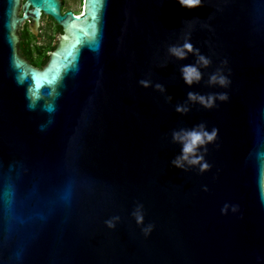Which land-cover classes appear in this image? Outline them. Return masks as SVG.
Instances as JSON below:
<instances>
[{
    "label": "water",
    "instance_id": "water-1",
    "mask_svg": "<svg viewBox=\"0 0 264 264\" xmlns=\"http://www.w3.org/2000/svg\"><path fill=\"white\" fill-rule=\"evenodd\" d=\"M90 9L0 0V264H264V0H101L94 25ZM41 16L61 33L36 67L19 32ZM186 39L211 60L191 86L196 57L168 51ZM218 70L227 87L208 83ZM201 123L218 129L210 167L173 166L172 133Z\"/></svg>",
    "mask_w": 264,
    "mask_h": 264
},
{
    "label": "clouds",
    "instance_id": "clouds-1",
    "mask_svg": "<svg viewBox=\"0 0 264 264\" xmlns=\"http://www.w3.org/2000/svg\"><path fill=\"white\" fill-rule=\"evenodd\" d=\"M179 3L182 7L194 8L201 6L202 0H179ZM168 51L170 55L179 60L187 59L189 53L196 57V64L183 65L180 69L181 76L188 86H191L194 83H199L202 79V72L196 65H199L200 67H207L211 63V60L201 54L199 49L194 48V46L187 39L182 45H171ZM208 83L210 85L218 84L221 87H227L230 84V79L222 74V70H218L209 77ZM139 84L145 88L151 86V82L145 79L140 80ZM155 88L162 92L165 91L164 86L159 83L155 84ZM171 99L172 97L169 96L168 100L171 101ZM187 99L192 102H198L203 107L211 109L216 106L215 101L217 99L226 101L228 96L226 93L205 96L189 91L187 93ZM29 107L32 108L33 106L29 105ZM175 110L180 113H187L190 109L185 104H177ZM217 134L218 129L213 128L211 131H208L203 123L198 124L191 129H180L178 131H174L172 133L173 142L181 144L182 150L181 154L171 161L172 165L183 169L185 168L186 161L189 166L199 165L201 172L207 170L210 166L207 162H202L204 161L203 153L207 152L206 145L214 142ZM201 148H203V153L200 152ZM227 208L228 205H225L221 211L224 213L227 211ZM233 210L235 211V207H233ZM132 215L135 218L136 223L138 225H142L144 221L143 205L138 204L132 212ZM119 220V216H114L111 219L106 220L105 223L109 228H114L116 226V222ZM152 227L153 226L149 224L142 228V231L146 236L150 234Z\"/></svg>",
    "mask_w": 264,
    "mask_h": 264
},
{
    "label": "flooded vegetation",
    "instance_id": "flooded-vegetation-1",
    "mask_svg": "<svg viewBox=\"0 0 264 264\" xmlns=\"http://www.w3.org/2000/svg\"><path fill=\"white\" fill-rule=\"evenodd\" d=\"M76 1L77 0H61V13L64 14L65 12L70 11L73 14H79L82 11V7L80 11H76L71 7ZM30 25L31 21H25L20 29L19 52L29 61L30 64L35 66L34 63L39 60V57L43 59L41 56L42 54L46 56L45 61L47 60V54L54 49V46L57 43L56 37L61 33V28L50 17L46 16H41L36 33L31 32ZM52 45L53 48L48 49V47Z\"/></svg>",
    "mask_w": 264,
    "mask_h": 264
},
{
    "label": "snow or ice",
    "instance_id": "snow-or-ice-1",
    "mask_svg": "<svg viewBox=\"0 0 264 264\" xmlns=\"http://www.w3.org/2000/svg\"><path fill=\"white\" fill-rule=\"evenodd\" d=\"M90 3V0H88ZM101 6V0H91V9H90V14H91V20L93 22V25L95 24V21L97 19V14L100 10ZM79 19V18H77ZM59 68L55 69H50V74L52 75V78L55 79L58 76ZM48 76L47 74L44 76V79H47ZM37 86L39 87V80L37 81Z\"/></svg>",
    "mask_w": 264,
    "mask_h": 264
},
{
    "label": "trees",
    "instance_id": "trees-1",
    "mask_svg": "<svg viewBox=\"0 0 264 264\" xmlns=\"http://www.w3.org/2000/svg\"><path fill=\"white\" fill-rule=\"evenodd\" d=\"M83 1V0H82ZM53 48V45L52 46H49L48 47V49H52ZM42 57H43V59H41L40 57H39V60L36 62V63H34V65L36 66V67H40L41 65H43L44 64V62H45V58H46V56L45 55H41ZM41 59V60H40Z\"/></svg>",
    "mask_w": 264,
    "mask_h": 264
},
{
    "label": "rangeland",
    "instance_id": "rangeland-1",
    "mask_svg": "<svg viewBox=\"0 0 264 264\" xmlns=\"http://www.w3.org/2000/svg\"><path fill=\"white\" fill-rule=\"evenodd\" d=\"M82 0H77L75 4H73L71 7L76 10V11H80L81 7H82Z\"/></svg>",
    "mask_w": 264,
    "mask_h": 264
}]
</instances>
